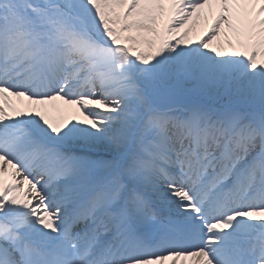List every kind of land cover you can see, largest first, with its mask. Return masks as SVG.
<instances>
[{
  "label": "snow or ice",
  "instance_id": "snow-or-ice-1",
  "mask_svg": "<svg viewBox=\"0 0 264 264\" xmlns=\"http://www.w3.org/2000/svg\"><path fill=\"white\" fill-rule=\"evenodd\" d=\"M0 264H264V0H0Z\"/></svg>",
  "mask_w": 264,
  "mask_h": 264
},
{
  "label": "bare ground",
  "instance_id": "bare-ground-1",
  "mask_svg": "<svg viewBox=\"0 0 264 264\" xmlns=\"http://www.w3.org/2000/svg\"><path fill=\"white\" fill-rule=\"evenodd\" d=\"M205 15H207V10H205ZM211 23V16H207V19L204 18V16L201 17V19L197 22L194 31L192 33V38H199L201 34L206 30L207 26ZM59 104L61 109L67 108V106L63 105L62 102H56ZM52 111L55 113V109H52Z\"/></svg>",
  "mask_w": 264,
  "mask_h": 264
}]
</instances>
